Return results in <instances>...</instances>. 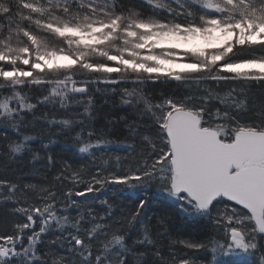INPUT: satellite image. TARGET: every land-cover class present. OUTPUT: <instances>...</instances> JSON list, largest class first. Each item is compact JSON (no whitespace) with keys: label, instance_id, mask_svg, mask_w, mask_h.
Instances as JSON below:
<instances>
[{"label":"snow or ice","instance_id":"obj_1","mask_svg":"<svg viewBox=\"0 0 264 264\" xmlns=\"http://www.w3.org/2000/svg\"><path fill=\"white\" fill-rule=\"evenodd\" d=\"M0 264H264V0H0Z\"/></svg>","mask_w":264,"mask_h":264},{"label":"trees","instance_id":"obj_2","mask_svg":"<svg viewBox=\"0 0 264 264\" xmlns=\"http://www.w3.org/2000/svg\"><path fill=\"white\" fill-rule=\"evenodd\" d=\"M117 99H119L117 97ZM55 151L58 153H63L66 156L73 154V150L69 147V145L67 144H63V143H58L56 145L53 146ZM117 146H113V148L115 149Z\"/></svg>","mask_w":264,"mask_h":264}]
</instances>
